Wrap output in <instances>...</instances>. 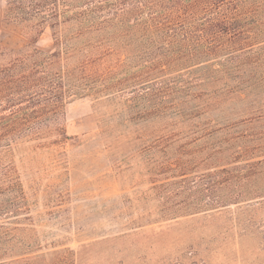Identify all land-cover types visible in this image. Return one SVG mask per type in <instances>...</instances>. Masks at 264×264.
<instances>
[{"label":"trees","instance_id":"trees-1","mask_svg":"<svg viewBox=\"0 0 264 264\" xmlns=\"http://www.w3.org/2000/svg\"><path fill=\"white\" fill-rule=\"evenodd\" d=\"M77 98L114 177L140 169L129 226L264 202V0H0V264H75L15 154L61 145Z\"/></svg>","mask_w":264,"mask_h":264},{"label":"rangeland","instance_id":"rangeland-1","mask_svg":"<svg viewBox=\"0 0 264 264\" xmlns=\"http://www.w3.org/2000/svg\"><path fill=\"white\" fill-rule=\"evenodd\" d=\"M91 103H67L61 145L24 144L15 154L49 249L69 250L75 264H264V202L129 226L123 187L140 169L114 177Z\"/></svg>","mask_w":264,"mask_h":264}]
</instances>
